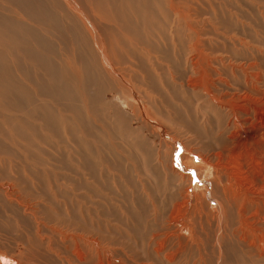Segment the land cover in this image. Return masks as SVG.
Listing matches in <instances>:
<instances>
[{
  "label": "bare ground",
  "instance_id": "1",
  "mask_svg": "<svg viewBox=\"0 0 264 264\" xmlns=\"http://www.w3.org/2000/svg\"><path fill=\"white\" fill-rule=\"evenodd\" d=\"M6 2L11 5L7 7H11L12 14L2 12ZM186 3L185 0H0V155L14 158L6 161L0 158V166H4L0 175H10L0 178V264H139L134 255L102 247L99 237L86 238L87 234L83 236L75 229L74 233L64 230L66 226L58 222L49 226L50 219H55L50 216V193L60 189L57 182L50 183V178L62 177L59 169L66 161L60 159L55 164L57 157H67L85 181L93 177L84 178L81 170L94 172L105 167L106 173L111 165L117 171L122 169L124 177L126 163L110 165L108 159L110 154H118L112 151V129L123 128V118L113 102L106 100L112 93L107 80L113 78L122 87L126 83L128 89V82L138 83V76L142 90L136 86V91L132 85L128 90L140 99V106L149 116L150 109L145 103L150 108H159V90L166 86L163 76L157 74L165 64L152 54L169 57L173 50L169 41L176 47L177 57L168 62L188 67L179 70L177 76L170 72L169 81L178 83L181 91L189 90L188 95L203 99L218 111L215 127L211 120L203 119L208 132L199 129L197 123L191 126L201 149H189L203 164L197 167L202 174L209 172L217 199L214 210L205 212L208 205L202 197L196 196L191 203L189 177L173 167L172 154L165 151L168 154L163 174L185 185H180L178 200L165 204L131 199L126 203V199L97 197L96 201L81 203L80 214H68L72 201H59L63 204L61 211H66L65 219H73L70 222L77 228H81L77 225L83 223L91 203L97 211L104 209L105 214L115 208L127 221L133 218L131 225H141L134 231L146 236L147 247L142 255L144 259L152 256L155 263L151 264H157L158 260L167 264L181 259L187 262L191 249L198 250V259L193 264H264V70L254 62V53H260V49L247 40L261 43L264 21L261 26L257 21L253 22L254 27H246L233 23V18L227 19L228 10L222 8L223 15L216 17L212 8L215 22L209 27L214 32H225L239 25V37L233 39L246 49L243 54H252L246 65H231L238 60L234 57L227 60L230 66L226 67L225 59L216 56L212 62L211 54L201 49L200 20L193 17ZM257 12L263 18L264 11L257 8ZM219 18L224 20L217 22ZM126 21L131 23L127 27ZM256 27L263 35L256 33ZM244 28L253 32H244ZM137 41L147 49L141 57V70L132 69L131 64L124 74L120 64L132 60L118 46H130ZM125 76L131 80L127 82ZM7 111L12 115L4 114ZM107 118H111V126ZM98 119H102V125L95 124ZM51 138L53 145L49 143ZM132 141L135 147H141L134 136L129 140ZM21 158L29 159L30 165L23 164ZM190 161L187 162L192 165ZM55 212L58 216L64 214ZM152 215L155 229L149 228ZM212 222L215 226L210 230ZM206 225L212 232L211 249H206L208 244L201 241L209 235ZM118 255L122 257L114 261Z\"/></svg>",
  "mask_w": 264,
  "mask_h": 264
},
{
  "label": "rangeland",
  "instance_id": "2",
  "mask_svg": "<svg viewBox=\"0 0 264 264\" xmlns=\"http://www.w3.org/2000/svg\"><path fill=\"white\" fill-rule=\"evenodd\" d=\"M185 1L187 2L186 4H188L189 8L192 9L191 12L193 13V15H195L193 17H197V19L200 20V27L198 28L201 34V36H199L202 39L201 49L204 53H207L209 55L211 54L210 56L212 58V62H215L214 60L217 58L223 60L225 59L224 66L227 67L230 66V63H227V60H233V58L236 57V59L238 60L236 62H232L231 65L233 64L235 65V67H238L240 64L246 65V62L251 60L252 54H243L246 49L244 48L243 50L242 46L236 44L237 40L233 39L234 36L236 38L239 37V34L237 33L240 28L239 25H234L235 29L233 31L231 28H227L232 32L225 30L226 33L219 29V31L214 32L212 28L209 27L215 22L213 20L214 15L212 12V8L215 11L216 17H221L223 15L220 12V10L223 8L224 11L228 10L227 12H225V16L227 15V19L233 18V23H239L246 27H254L255 25L253 24V22L259 21L260 23H257L261 26L264 21V14L262 18V16H260L257 12V8H259V10L261 11H264V0ZM7 5L11 6L9 3L6 2V4L2 8V12L12 14V10L10 9L11 7L8 8ZM223 18H219L217 22L223 21ZM129 24L131 23L129 21H126V27ZM203 24L204 26H202ZM161 30L162 27L159 25V32ZM254 30L257 33L259 29L256 27L254 28ZM112 31H114V29ZM244 32L251 33L253 31L250 28H244ZM220 34H223L225 36V39H223ZM243 34L245 36H248L247 33H242V35ZM258 34L263 35L259 32ZM227 37L230 39H228ZM262 37L264 38V35ZM260 39L259 42L261 43L253 44L252 40H250L249 38L247 39L249 42L247 40L246 42L252 43V47L255 46V48L258 47L257 49H260L261 55L260 53H254V62L258 66H260L261 70H264V41H262L264 39ZM53 40L58 42L57 39ZM169 43L170 47L173 48L169 57L157 56V54L155 53H150L152 54V56H156L158 62L160 61L161 64L168 65V68L167 66L163 65V71H158L157 73L158 75H161V77L163 76L166 85L164 86V88H162V90H159L161 94L160 100L158 102L159 108H150V106L145 103V105L150 109L149 116L146 115V112L140 106V99L133 92L128 90L130 85H132L136 91L138 90L136 86H139L142 90V86H140L141 84L138 76L135 75L138 83L136 81L131 80V78H128V76L124 77V80H126L127 82L128 80H131L130 82H128L130 83V85H128V89L126 88V83H124V88L119 84H116L113 81V78L107 80V85L112 89V93L107 95L106 100L113 102L115 108L119 110V113L123 118V128L120 126L114 127L112 129L114 143V150L112 151L118 154H110V157L108 159L109 162H112L109 163L110 165L114 163L118 166H121L122 164L126 163L124 177L122 176V169L120 171H117L113 168V165H111L106 173L105 167H102V170H96L94 172L89 170H81L84 178L87 176L93 177L91 180L89 179L85 181L77 174L78 171L75 167H73L72 163L67 157H57V159H55L54 161L55 164L56 161L57 164H59L58 160L60 159H65L66 161L65 164L59 169V173L62 177L59 180H56L52 177L50 178V183L51 181L57 182V185L59 184L61 190L59 189L57 192L53 190L54 192L51 191L50 193V216L54 217L55 219H50L51 222L48 223L49 226H56L58 223H62L66 226L63 228L64 230H73L72 232L74 233L75 229L79 231V233L83 236L87 234L88 236L86 235V238L97 239L99 237L98 240L101 241L102 247L106 246V248H108L109 250L111 249L115 250L116 252H119L118 254H121L120 252L123 251L126 252L128 256L134 255L135 261L139 264H141L142 262L143 264H148V262L149 264H151L155 262L153 261L154 258L152 256H149L148 259H144L142 251L144 248L147 247V239L146 236L141 237L137 232L134 231L135 227L140 228L141 225H131L130 222L133 223V218H128L127 221L126 217L119 211H117V209L115 208L109 209L108 213L105 214L104 209L97 211L98 209L96 208V206L91 203L88 208H86V213L88 212V214L84 213L86 215L84 217L83 223H78L77 225L81 228H77L74 225L72 226L73 222H70L73 219H65V217L67 218L65 214L66 211H61L64 209L63 204H59V201L63 203L65 201H72V206H69L68 208V214H80L78 208L79 205L81 203L85 204L89 200L96 201L97 197H99V199L104 197L118 198L123 201L126 199V203L128 202V200L131 199L146 202L147 200L151 199L155 202L165 204H167L166 201L168 202L178 200V192L182 183L178 182L170 175L167 176L166 173L163 174L165 168V156L166 154L171 152V162L173 163V167L178 172L189 177L190 181L187 184H189L188 190L190 192L191 203H194L196 196L199 198L202 197L204 199L203 203H206V206L208 205V207L205 208V212H211L212 210H214L216 206L215 202L217 199L216 197H214V191L212 192L213 185L210 183L209 172L206 171V173L202 174L201 170L197 167H201V165L203 164L200 163V159L197 155H195L194 153H190L189 149H201V147L199 146V140L194 139L196 138V136L192 133L193 130L190 131L191 126H194L197 123L199 125V129L208 132V128L204 125L203 119L205 121L207 119L211 120L212 123H214L215 127V115H217L218 111L211 107L208 103H205L203 99L197 100V97L196 99H194L192 95H188L187 93H189V90L182 89L181 91V87L177 85L178 83L175 84V82L169 81L170 72L173 73L174 76H177L179 70L183 68V63H180V66H178L172 65L170 62H168L171 57H177V54H175L176 47L170 41ZM141 45V42L137 41L136 43H132L130 46H118L121 51L125 52L126 54H129L132 60V63H129L126 59V62L124 61L120 64L119 68L122 73L126 74V67L130 66L131 64L133 65L132 69L136 71L141 70V57L145 56L147 51V49L145 47H141ZM233 48L236 49L235 52ZM67 51H69V49H67ZM172 53L174 54L172 55ZM213 64L214 63H212V65ZM217 65L220 68L222 67L220 62H218ZM217 65H213V67L216 66L214 68H218ZM183 69L188 70V67L184 66ZM236 78H238V75L236 76ZM184 92L186 93L185 95ZM101 104L103 103L100 102V105ZM8 112L9 111L5 112L4 114L12 115V113ZM101 120L102 119H98L95 124L102 125ZM107 124L108 126H111V118H107ZM133 136L141 142V147H135V142L133 141L131 143L129 142V140H131ZM52 140L53 139L51 138V140L49 141L51 145H53ZM42 147L46 149L44 145H42ZM165 151L168 153H165ZM1 156L3 159L1 158ZM3 156L7 158H4ZM11 156L12 155H0V158L3 161H6L5 159L13 160L14 158L13 156ZM30 156H32V154H30ZM113 157L116 158L113 159ZM185 158H187V161L188 159L191 160L190 162L192 163V165H190L185 160ZM20 161L23 164L30 165L29 159L24 160L23 158H21ZM3 168V165L2 167L0 166L1 171ZM30 174L31 173H29V175ZM8 177H10L9 173L0 175V178ZM64 178L67 179L68 182ZM47 181L49 183V179ZM61 184H63L62 187ZM52 186L55 187L54 184ZM143 186L145 187V189L143 188ZM182 186L185 187L184 184ZM189 206L190 208L192 207L190 204ZM190 210L193 211L192 209ZM55 211H60V213L64 214H60V216H58ZM59 217H62L63 219ZM187 218L188 216L186 215V219ZM57 219L61 220L59 221ZM63 220H65V222H63ZM214 226L215 222H212L211 229L209 225H206L205 228L206 230H212ZM149 228H156L155 223L153 222V215L150 217ZM77 231L76 233L78 234ZM207 231L209 232L208 237L211 236L210 234L212 232H210L209 230ZM182 232L186 234L184 230ZM208 237H204V239H202L201 241L204 244H208V247L206 249H211L212 238ZM101 238L104 241H102ZM205 239L207 240V242H205ZM121 257L122 255H118V257L114 259V261H118V259H120ZM197 259L198 250L191 249L187 262H189V264H193ZM187 262L181 259L176 260L175 264H187ZM157 264L167 263L158 260Z\"/></svg>",
  "mask_w": 264,
  "mask_h": 264
}]
</instances>
